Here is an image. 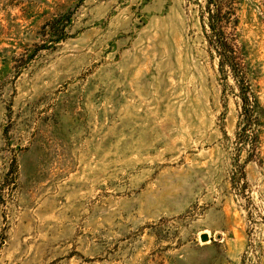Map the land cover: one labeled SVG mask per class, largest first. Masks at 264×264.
Returning a JSON list of instances; mask_svg holds the SVG:
<instances>
[{
  "label": "rangeland",
  "instance_id": "obj_1",
  "mask_svg": "<svg viewBox=\"0 0 264 264\" xmlns=\"http://www.w3.org/2000/svg\"><path fill=\"white\" fill-rule=\"evenodd\" d=\"M0 264H264V0H0Z\"/></svg>",
  "mask_w": 264,
  "mask_h": 264
},
{
  "label": "water",
  "instance_id": "obj_2",
  "mask_svg": "<svg viewBox=\"0 0 264 264\" xmlns=\"http://www.w3.org/2000/svg\"><path fill=\"white\" fill-rule=\"evenodd\" d=\"M207 238H208V236H207L206 234H203V235L201 236V239L204 240V241L207 240Z\"/></svg>",
  "mask_w": 264,
  "mask_h": 264
},
{
  "label": "trees",
  "instance_id": "obj_3",
  "mask_svg": "<svg viewBox=\"0 0 264 264\" xmlns=\"http://www.w3.org/2000/svg\"><path fill=\"white\" fill-rule=\"evenodd\" d=\"M242 99L245 100V96H242Z\"/></svg>",
  "mask_w": 264,
  "mask_h": 264
}]
</instances>
